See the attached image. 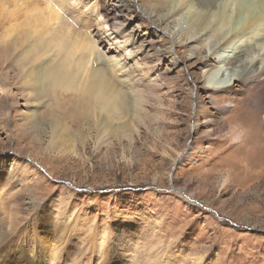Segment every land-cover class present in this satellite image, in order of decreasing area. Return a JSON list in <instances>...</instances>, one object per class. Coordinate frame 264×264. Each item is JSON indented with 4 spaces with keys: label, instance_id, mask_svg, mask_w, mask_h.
<instances>
[{
    "label": "rangeland",
    "instance_id": "374dc122",
    "mask_svg": "<svg viewBox=\"0 0 264 264\" xmlns=\"http://www.w3.org/2000/svg\"><path fill=\"white\" fill-rule=\"evenodd\" d=\"M103 1L118 5L114 17L125 25L126 33L138 34L137 56L149 61L145 67H152L148 75L157 73L150 76L156 82L148 85L142 104L122 83L120 72L114 73L127 111L118 114V130L115 122L108 124L100 139L93 124H77L74 113L78 111L67 108L56 112L63 121L73 119L72 136L51 138L47 125L37 124L41 132L33 122L24 123L25 138L20 134V113L29 111L21 105L7 109L8 94L0 90V174L7 192V199L1 201V231L14 228L15 218L20 224L12 236L5 235L0 264H23L22 254L29 258L25 251L30 231L37 229L41 242L46 237L40 233L44 225L50 237L62 235L74 248L85 249L81 260L76 255L62 264H97L102 241H108L128 264H145L139 253L133 256L123 241H115L119 225L128 221L138 222L152 249L168 252L170 258L160 260L164 264H264V114L245 90L233 94L208 88L209 74L215 69L224 73L223 80L229 78L230 64L211 59L217 32L225 28L217 29L210 20L207 31H195L190 26L194 10L189 6L170 16V9L175 11L181 0ZM18 4L16 13L22 19L40 11L45 17L48 11L40 0ZM7 10L2 3L0 24ZM62 23L72 27L68 32L74 35L87 33L70 16ZM91 29L96 53L104 60L100 64L108 67V59L117 56L115 40L95 25ZM225 51L215 49L214 55H228L229 49ZM254 53L245 59L256 60ZM122 58L124 67L134 66L131 58ZM44 107L42 102L40 110L46 111ZM41 117L47 118L43 113ZM236 123L246 129L239 131L238 142L232 131ZM92 235L94 243L87 245ZM52 241L46 243V258L30 260L31 264L53 259V247L59 250L61 241Z\"/></svg>",
    "mask_w": 264,
    "mask_h": 264
},
{
    "label": "bare ground",
    "instance_id": "6f19581e",
    "mask_svg": "<svg viewBox=\"0 0 264 264\" xmlns=\"http://www.w3.org/2000/svg\"><path fill=\"white\" fill-rule=\"evenodd\" d=\"M18 1L4 0L3 2L0 0V5L3 3V6L6 5L8 7V10L4 14L5 21L0 24V90H4L8 94L7 109L13 107V105H21L29 111L20 113L21 124L23 125V127L21 126L20 134L23 137H28V132H26L28 128L24 127V123L32 124L33 122L34 124L36 123V127L37 124H40V126L42 124L47 125L51 138L72 136L73 131L70 125L73 119H70L71 123L60 119L56 111L61 108H67L72 111L77 110L78 113H74L77 124L84 125V122L93 124V130L96 129L99 139L103 137L100 135V132L108 124L115 122L118 127L114 130H118L119 124L116 122L119 120L118 114L125 113L127 105L125 99H123L124 96L122 97L121 94L122 89L116 84L117 81H114L113 75L116 72H120L124 81L122 83H125L131 89L129 91L132 92L133 90L137 99L141 98L142 104H145L143 103L145 91L148 85L155 84L156 80L151 77L157 73L152 76L148 75V73L152 74L153 71L152 67H145L149 61L137 56V52L141 50V47L134 46L137 43L135 40L138 39V34H133L132 32L126 33L125 25L116 22L114 11L118 5L112 4L111 6H107L103 0H40L46 4L45 8L48 10L45 13V17L39 14L42 12L40 11L41 7L38 9L35 6L40 12L38 14L35 12L31 16L27 15L26 19H22L17 14L18 8H20ZM156 1L158 2V0ZM216 1L181 0L178 8L175 11H171V8L168 14L171 13L170 16H172L173 13L181 10L184 11L189 6V8L193 7L194 10L190 14L193 19H190V21L192 20L190 26L195 31L200 33L205 31V29L207 31L209 27L207 22L210 20H213L217 29L222 30L225 28L226 31L222 32L219 30L217 32L218 39L214 42L215 48L213 50L221 49L225 51L229 49V56H223L221 53L216 56L213 51L214 57L211 59L216 58L219 64H222V62L230 64L229 78L223 80L224 73H219V70L215 69L209 74L208 88L213 90L224 88L227 91L232 90L233 94H237L239 89L245 90L250 95V102L261 110L259 111L260 113L264 114V0H249L247 3H243L242 0H219V3ZM131 9L134 10L133 7ZM43 12L45 11L43 10ZM65 15L70 16L75 24L83 26L80 31L85 29L87 31L86 35H83L81 32L78 35L68 32L70 31L68 29H72V27L68 28V25L65 23L63 25L62 20L66 17ZM94 20L95 22L93 23L92 21ZM93 25L99 27L102 34L106 33L105 37L115 40L113 44L117 48V56H111L108 59V67L100 64L104 60L96 53V45L90 34ZM63 32H66V34ZM214 32L216 31L213 30ZM192 37L187 36L186 39ZM130 38L131 47L129 48L127 44ZM133 48H136V50L133 51ZM253 51L256 54V60L252 57L249 61L246 60L245 56H249L250 52L252 53ZM95 54L97 55L96 58H94ZM121 56H123L122 60L131 58L134 61V66L128 65L124 67L123 62L120 61ZM214 76L216 78L212 79ZM247 85L248 87H246ZM42 102L46 106L44 107L46 111L40 110ZM28 107L32 109L29 110ZM1 108L5 109L6 107ZM42 113L47 118L41 117ZM5 118L7 117L5 116ZM14 120L15 117L12 122ZM256 121L259 122V119ZM120 125L121 127L125 126L124 124ZM242 128H244L243 125L238 123L232 127V131L236 133V135L233 134L235 142L241 140L238 134ZM39 130L42 132V129ZM243 136L249 137L246 134ZM243 144L248 145V141H244ZM5 182L0 174V210L2 208L1 201L7 199V192L4 189ZM8 194L11 195V193ZM14 220L15 223L12 224L14 228H9L8 231L3 230L2 232L1 229H4V226L0 224V247L6 239L5 235L12 236V234L16 233L15 229L20 224L17 218ZM137 224L138 222L134 223L132 221L120 224V232L116 235L114 234V237L117 239L115 241L121 243L123 241L124 246L133 253V256L136 252L139 253L147 261L145 264H160V260L164 258L167 261L170 258V255H167L168 252L163 248L161 250L152 249V246L148 244L149 242H145V236L139 226H136ZM47 228V225L42 226L40 233L43 232L46 237L43 236L41 242L38 241L40 236L37 238L39 231L37 229L30 231L25 251L29 258H24L22 254L23 264H31V261H35L36 263L46 258L45 256L49 254V251L45 252L44 249L50 238L53 241L59 239L61 247L57 250V247L54 245L55 256H53L52 260L49 259L50 261L47 264H62L65 263L64 261L67 258L72 257L73 259L76 255L81 260L85 249H76L68 242L67 245L62 235L58 234V237H50L46 232ZM18 236L21 235L19 234ZM155 237L153 238L157 240V236ZM69 238L67 239L69 240ZM91 238L93 240L87 245H92L96 237L92 235ZM158 241L160 242L161 239ZM87 248L89 251L91 247ZM113 258L115 259L113 260ZM96 263L128 264L124 256L120 255L114 247H110L108 241H102Z\"/></svg>",
    "mask_w": 264,
    "mask_h": 264
}]
</instances>
